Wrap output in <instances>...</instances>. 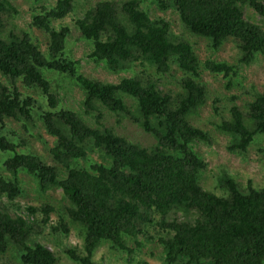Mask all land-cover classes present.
<instances>
[{"label":"trees","instance_id":"16d2710c","mask_svg":"<svg viewBox=\"0 0 264 264\" xmlns=\"http://www.w3.org/2000/svg\"><path fill=\"white\" fill-rule=\"evenodd\" d=\"M159 4L171 7L181 26L206 38L212 49L231 39L240 61L264 56V0H160ZM243 4L259 15V23L244 17ZM72 10L73 0H54L33 13L29 26L47 37L42 51L27 32L13 31L7 18L16 9L9 0H0V152L7 153L2 164L11 174L32 175L40 191L61 189L67 202L64 214L82 232V253L67 247L68 257L94 264L92 255L101 242L127 250L126 239L138 244L140 235L154 238L162 247L164 264H264V187L248 182L241 188L223 174L217 178L224 190L221 195L198 182V172L206 164L193 144L210 138L188 119L204 103L206 93L192 44L172 35L163 19L149 18L137 0H97L75 25L79 38L90 46L87 58L111 71L126 72L116 83H104L77 71L78 60L66 51L70 28L51 24ZM144 64L153 72L141 69ZM173 66L180 71L176 79L180 88L170 94L158 85L160 76ZM203 66L224 76L235 73V66L225 61H205ZM40 69L73 79L83 93V113L94 117L96 125L62 102ZM17 82L36 88L37 98L20 92ZM105 111L130 120L153 139L152 145L144 147L114 132L104 123ZM35 118L53 138L47 148L50 164L31 151L17 150L15 133L5 128L8 119L27 130ZM219 129L232 135L230 151L244 152L256 135L264 134V92H254L243 109L231 105L229 119H223ZM24 142L23 138L20 144ZM92 152H97L98 160L88 167L77 165ZM20 192L16 179L0 174V197L10 205L0 204V253L13 244L22 264H58L48 247L29 243L33 222L9 212ZM24 209L39 212L45 224L52 207ZM59 228L68 232L63 220L53 227Z\"/></svg>","mask_w":264,"mask_h":264},{"label":"rangeland","instance_id":"374dc122","mask_svg":"<svg viewBox=\"0 0 264 264\" xmlns=\"http://www.w3.org/2000/svg\"><path fill=\"white\" fill-rule=\"evenodd\" d=\"M15 7L16 12L10 18H7L12 25L13 31L19 33L21 30L27 32L40 46L45 50L46 35L43 31L35 27H30L33 13L38 11L40 6L49 7L53 5L54 0H9ZM97 0H73V10L61 19L52 20L51 24L55 27L67 25L70 28L66 51L70 58L78 60L77 71L82 75L93 78L104 83H116L124 70L116 72L109 70L104 64H95L85 54L90 46L79 38V32L75 25V20L81 18L84 12ZM119 1V0H114ZM139 7L143 9L152 19H163L169 25L172 35L190 42L200 60L199 67L200 80L206 88L205 100L202 105L197 107L193 113L188 115V119L193 125L205 130L209 134L210 141H196L194 150L204 160L205 168L198 172V182L203 188L212 190L216 194H223L224 190L219 187L217 178L223 174L232 177L241 188H245L248 182L254 187H264V134L256 135L246 150L242 153L230 151L228 145L232 142V135L219 129V124L223 119H229V108L231 105H237L244 108L245 103L251 98L254 92H264V56L256 55L250 62L240 61V52L231 39L218 48L212 49L207 43V39L195 36L186 31L180 24L176 12L171 7H161L160 0H137ZM244 8V17L254 23L260 22V17L248 5H242ZM8 29L7 27L5 28ZM4 33H2L3 35ZM205 61L227 62L235 66V73L228 76L215 74L205 69ZM139 69L136 66L135 69ZM141 69L153 72L151 66L144 64ZM41 73L51 82L52 89L57 93L62 102L69 105L73 110L80 112L85 121L90 125H96V120L91 115H85L81 107L83 93L73 79L58 74L53 71L40 69ZM179 69L173 66L170 73L161 75V84L158 87L170 94L179 90L176 82ZM130 74V72H129ZM16 86L20 92L32 95L37 98L36 88L24 87L17 82ZM36 106V105H35ZM105 113L104 123L110 126L114 132L123 135L128 140L136 142L144 147L152 145L153 139L144 133L138 126L126 118H118L113 113ZM118 119V120H117ZM41 122L35 118L33 126H28L24 130L20 125L7 119L5 128L14 134V140L17 143V150L34 153L43 161L50 164L51 159L47 148L51 146L53 138L49 136L42 128ZM25 142L20 144L21 139ZM7 153L0 152V174L5 177L13 178L18 181L21 188L20 194L14 199L15 206L8 209L9 212H17L33 222V233L30 235V242H38L51 250L56 257L58 264H79L71 260L65 253V248H75L77 252L82 253V232L81 228L69 221L64 214V207L67 202L63 198L59 187H51L46 191H40L35 178L23 171L15 175L5 170L3 160ZM97 152L89 153L86 160H77L80 167H88L92 161L98 160ZM57 166V165H56ZM58 168V166H57ZM63 177L64 172L59 173ZM8 205L6 197H0V204ZM30 205L40 207L50 205L52 210L49 212L50 218L45 224L40 222L41 214H29L24 208ZM182 214L178 213L181 217ZM156 217V216H154ZM59 220L68 227V232L64 233L61 228L54 230L53 227ZM59 224V223H58ZM149 232L153 234V229ZM155 233V232H154ZM138 244L132 240L126 239L127 250L111 248L107 242H101L94 250L92 260L94 264H164L162 247L153 239H144L137 237ZM0 264H22L19 260V251L13 244H8L5 252L0 253Z\"/></svg>","mask_w":264,"mask_h":264}]
</instances>
